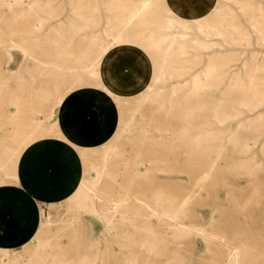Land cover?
<instances>
[{
	"label": "rangeland",
	"instance_id": "obj_1",
	"mask_svg": "<svg viewBox=\"0 0 264 264\" xmlns=\"http://www.w3.org/2000/svg\"><path fill=\"white\" fill-rule=\"evenodd\" d=\"M93 1L19 0L16 4L14 0H0V70H5L0 74V86L7 79L5 75L10 73L11 77L9 86L3 91L5 94L0 96V184L16 179L17 163L30 143L56 135L78 151L83 170L79 173L80 179L84 177L83 180L89 181L100 176L102 192L124 194L130 189L146 195H174L172 202H180L193 188L191 180L195 175H205L209 168L207 159L194 153L183 141L181 132L187 128L189 139L201 135L208 138L205 144L211 156L216 154L220 140L226 143L211 176L203 186L195 188L197 195L186 206L187 217L196 225H204L231 240L247 242L264 255V0H183L181 6H168L164 12L166 23L154 21L147 29L152 30L156 42L165 45L166 50L160 52L156 63L152 58L149 63L145 60L155 57L151 51H142V46L151 43L147 39H134L137 30L133 25L122 26L125 35L113 32L121 16L118 12L140 13L153 0H127L128 10L112 8L115 13H110L108 6L117 0H95L98 4ZM29 7L33 10L31 14L37 15L26 17L24 21L12 20L15 14L25 13ZM173 8L178 11L173 13ZM78 11L87 15L85 24ZM178 12L182 17L175 15ZM42 13L57 17L49 19L50 22L39 30L36 27L38 20H43ZM214 13L221 17L222 23L215 21ZM110 22L114 24L109 26ZM8 26L26 37L35 31L32 42L37 41V46L4 35ZM93 30L98 32L92 34ZM119 43L127 48L124 51L128 55L142 53L140 65L147 68L148 76L132 69L122 77L119 66L113 67L114 70L106 66L105 62L114 57L118 56L120 63L126 58L118 50ZM88 50L89 58L83 63L90 65L97 61L98 72L94 73L99 77L102 74L104 80L80 65L79 53ZM164 53L170 54L167 71L177 67L180 75L160 76ZM53 67L60 71L61 77H66L70 69H75L79 75L69 78L65 85L60 84L58 92L53 89L54 82L49 75H39L36 86L59 93L53 97L39 96L42 93L37 88L34 92L28 88L18 91L21 79L29 82L34 71ZM213 67L215 77L208 85L206 77ZM108 70L111 73H107ZM108 74L117 77L118 85L108 88ZM71 76L74 75L69 74ZM204 83L207 85L194 94L197 84ZM252 86L259 87L258 92L255 93ZM92 91L106 92L101 93L100 98L105 100L107 107H103L99 94L94 97ZM142 93L151 96L138 104ZM198 95L201 97L197 98ZM201 105L203 113L195 110L191 120L181 119L180 114L188 110L185 106ZM92 108L97 109L94 114L100 130L110 125L94 144L88 140L86 143L84 136L87 131L90 133V128L78 126L80 132L67 126V118H93ZM217 111L228 114V118L217 121ZM106 112L109 118L104 125L99 116ZM63 113L66 116L59 120ZM108 148L112 153L109 165L104 173H99L102 155ZM135 168L141 172L134 173ZM62 200L53 206L55 215L49 214L48 220L42 221L36 237L21 249L10 252L0 264L15 261L21 264H82L84 259L88 264H122L129 258L137 261L133 264H165L169 261L165 253L172 256L171 264H224V248L209 244L194 232L169 235L170 242L151 253L150 246L142 245L147 240V227L153 224L150 218L131 214V224H124L120 216L113 217L112 225L116 228L108 229L107 220L89 209V205L79 202L73 195ZM45 209L48 210L47 205H43L42 211ZM211 221L215 223L213 226L209 224ZM159 229L164 231L165 225L161 224ZM171 251L177 254L173 257ZM250 264H264V259Z\"/></svg>",
	"mask_w": 264,
	"mask_h": 264
},
{
	"label": "bare ground",
	"instance_id": "obj_2",
	"mask_svg": "<svg viewBox=\"0 0 264 264\" xmlns=\"http://www.w3.org/2000/svg\"><path fill=\"white\" fill-rule=\"evenodd\" d=\"M13 1V0H12ZM24 2H26V0H23ZM78 1V0H77ZM83 1V0H82ZM91 1V0H90ZM108 1V0H107ZM154 2L150 5H147V7L145 9H143V11H141L140 13H135V12H132V13H128V14H123L122 12H118V13H121L120 17H119V21L116 22V26L113 27V32H117L118 34H121L123 33L122 30H124V26L126 25H133V29H136V37H133L134 39L136 40H149L150 41V45L148 46H142V51L143 52H147V51H151L153 53V55H155V57H147L145 60L148 61V63L150 62V59L152 58L155 63L157 61V59L159 58L160 56V52L162 53V51H164L165 49V45L163 46L162 44L156 42V37H154V35L151 33V31L147 30L148 27L150 28V24L154 21H158V22H165V18L167 17L165 15V10H168L166 9L168 6H172V7H178V6H181L183 0H153ZM208 1V0H207ZM216 1V0H215ZM14 2H17L16 4H18L19 0H14ZM71 2V1H70ZM76 2V0H75ZM80 2V1H79ZM95 3V0L93 1ZM100 2V1H98ZM144 2V1H143ZM196 2V1H194ZM218 2V1H217ZM78 3V2H76ZM101 3V2H100ZM112 3V2H111ZM142 3V2H141ZM201 3V2H200ZM209 2H207L208 4ZM21 4V2H20ZM30 4V3H29ZM80 4L83 5V3L81 2ZM91 4V3H90ZM95 4H98V3H95ZM143 4V3H142ZM28 5V4H27ZM35 4H32V7L34 6ZM213 5V4H212ZM215 5V3H214ZM37 6V5H36ZM41 5H39L40 7ZM44 6V5H43ZM87 6L89 7V5L87 4ZM94 6V5H93ZM110 6V7H109ZM108 6V9L110 8V10L112 8H115L117 9L116 11H119L120 9H127L129 8V5H128V2L127 0H117V2L115 1V3H112V4H109ZM210 6V5H209ZM32 7L28 10H26L27 12H23V13H20V14H15L14 17H13V21H16V22H19V21H24L26 19V17L30 18L31 16H35L37 14H31V12L33 11L32 10ZM35 7V6H34ZM38 7V6H37ZM38 7V8H39ZM86 7V6H85ZM92 7V6H91ZM27 8V7H26ZM80 8V7H79ZM93 8V7H92ZM119 8V9H118ZM181 8V7H180ZM197 8V7H196ZM214 8V7H213ZM44 9V8H43ZM78 9V8H77ZM82 9V8H81ZM87 9V8H86ZM107 9V10H108ZM201 9V8H200ZM210 9V8H208ZM212 9V8H211ZM39 10V9H38ZM37 10V11H38ZM99 10V9H98ZM106 10V9H105ZM114 10V9H113ZM182 10V9H181ZM213 10V9H212ZM211 10V11H212ZM216 10V9H215ZM43 11V10H42ZM45 11V10H44ZM43 11V12H44ZM88 11V10H86ZM97 11V10H96ZM109 11V10H108ZM115 11V12H116ZM122 11V10H121ZM173 13L177 12L178 10L176 8H173ZM194 11V10H193ZM39 12H41L39 10ZM73 12V10L71 11ZM76 12V11H75ZM75 12H73L72 14L76 15ZM79 14L81 15L82 17V22H84L85 24V21H86V18H87V15H85L83 12H80L78 11ZM110 13L111 12H114V11H109ZM114 12V13H115ZM128 12V11H127ZM126 12V13H127ZM199 12V11H197ZM259 12V11H258ZM109 13V14H110ZM43 14V13H42ZM78 14V13H77ZM105 14V13H104ZM167 14V13H166ZM192 14V13H191ZM256 14V13H255ZM106 15V14H105ZM117 15V14H115ZM168 15V14H167ZM174 15V14H173ZM177 17L179 15V17H182L180 16V13L178 12L177 14H175ZM213 15V14H212ZM216 14L214 13V16ZM222 15V14H221ZM232 15V14H231ZM43 20H38L37 24L38 26L36 27V29H39L41 28L43 25L49 23L50 21H48L49 19H53L57 16L55 15H46V14H43V15H40ZM166 16V17H165ZM171 16V14H170ZM192 16V15H191ZM77 17V16H76ZM109 17V16H108ZM114 17V16H113ZM217 18L218 15H216ZM224 17V16H223ZM222 17V18H223ZM80 18V17H79ZM110 18V17H109ZM112 18V16H111ZM215 21H217L218 23L221 22L222 23V20H221V17L219 19H217ZM77 20V18H75ZM96 19V18H94ZM118 19V18H117ZM179 19V18H178ZM226 20V18H224ZM61 20V19H60ZM75 20V21H76ZM112 20V19H111ZM116 20V19H115ZM114 21V20H113ZM181 21V20H180ZM214 21V22H215ZM227 22V21H226ZM229 22V21H228ZM69 23V22H68ZM87 23V22H86ZM166 23V22H165ZM171 23V21H170ZM195 23V22H194ZM220 23V24H221ZM52 25V22L50 23ZM72 24V22H71ZM77 24V22H76ZM79 24V22H78ZM89 24V23H87ZM94 24H96V22H94ZM111 24L113 25V23L110 22L109 26H111ZM172 24V23H171ZM199 24V23H198ZM219 24V26H220ZM224 24V23H223ZM73 25V24H72ZM91 25V23H90ZM225 25V24H224ZM49 26V25H48ZM47 26V27H48ZM80 26V25H79ZM86 26V25H85ZM95 26V25H94ZM123 26V27H122ZM161 26V25H160ZM164 26V25H163ZM217 26V25H216ZM215 26V27H216ZM217 26V27H219ZM81 28H83L84 26L81 25L80 26ZM79 27V28H80ZM120 27V28H119ZM162 27V26H161ZM213 27V26H212ZM76 28V27H75ZM98 28V27H97ZM110 28V27H109ZM129 28V27H128ZM224 28V27H223ZM231 28V27H230ZM93 29V28H92ZM99 29V28H98ZM157 29L159 30V27H157ZM186 29V28H185ZM216 29V28H214ZM232 29V28H231ZM40 30V29H39ZM47 30V29H46ZM72 30V29H71ZM83 30V29H81ZM107 30V29H106ZM112 30V27L111 29ZM191 30V29H190ZM208 30V29H207ZM236 30V29H234ZM48 31V30H47ZM74 31V30H73ZM86 31V30H85ZM84 31V32H85ZM163 31V30H162ZM218 31V30H217ZM3 32V31H2ZM34 32L33 31L31 33V35H28V37L26 36H22V35H18L17 34V31L13 28V27H10L8 26L7 27V32L6 36L10 37L11 39H17V38H20L21 40H27L30 41L31 43H33L34 46H37V41L36 42H32V39L34 38ZM88 32V31H87ZM98 32L97 30H93L92 34ZM109 32V31H108ZM154 32V31H153ZM168 32V31H167ZM191 32V31H190ZM239 32V31H238ZM19 33V31H18ZM73 33V32H72ZM90 33V32H89ZM107 33V32H106ZM192 33V32H191ZM65 34V33H64ZM108 34V33H107ZM116 34V33H114ZM125 35V33H123ZM156 34V33H155ZM162 34V33H161ZM164 34V33H163ZM203 34V33H202ZM39 36V35H37ZM86 36V35H85ZM241 36V35H240ZM89 37V36H88ZM113 37V36H112ZM171 37V36H170ZM121 38H124V37H121ZM120 38V39H121ZM128 38V37H127ZM126 38V39H127ZM161 38V37H159ZM181 38V37H180ZM173 40V39H172ZM34 41V40H33ZM178 41V40H177ZM96 42H97V38H95V43H94V46H96ZM167 42V41H166ZM133 43V42H132ZM127 44V43H126ZM130 44V43H128ZM172 45V44H171ZM193 45V44H192ZM125 46V45H124ZM133 47V46H132ZM206 47V46H205ZM109 48V47H108ZM129 48V46H128ZM167 48V46H166ZM78 49V48H77ZM82 49V48H81ZM110 49V48H109ZM124 49H127V48H123V46L121 45V43L118 44V50L120 51V53L122 54L121 56H127L128 55V52L126 53L124 51ZM24 50H25V53L26 54H29L28 51L26 50V48L24 47ZM69 50V49H68ZM80 50V49H79ZM96 50V49H95ZM102 50V48H101ZM107 50V49H106ZM166 50V49H165ZM170 51V48L168 49ZM167 50V52H168ZM180 49H178L179 51ZM91 51V50H90ZM88 52L89 50L85 53V51L83 52H80L79 55H78V60L79 62H82L80 63V65L84 66L85 68L84 69H89L91 70V72L93 71L94 72H98V64H97V61H93L90 65L86 64V63H83V60L86 61L87 58H89L88 56ZM94 47H93V53H94ZM110 52H111V49H110ZM113 52V51H112ZM171 52V51H170ZM174 52V51H173ZM172 52V53H173ZM70 53V52H69ZM98 53V52H97ZM103 53V52H102ZM137 53V55H141L140 53L138 52H135ZM134 53V54H135ZM169 53V52H168ZM72 54V53H71ZM167 53H164L163 54V62L162 65H161V73H160V76L162 77H166L168 75V73L170 74V76H177V74L180 75L181 71H179L177 69V67H172L171 68V71H167V68L170 67V63H169V55L168 57H166ZM190 54V53H188ZM74 55V54H73ZM130 55V54H129ZM128 55V56H129ZM174 55V54H173ZM172 55V56H173ZM162 56V54H161ZM180 55L176 56V57H179ZM73 57V56H72ZM175 57V56H174ZM182 57V56H181ZM129 58V57H128ZM161 59V57H160ZM184 59V58H183ZM107 60V59H106ZM111 60V59H110ZM172 60V58H171ZM197 60V58H196ZM89 61V60H88ZM177 61V60H175ZM174 61H172L173 63ZM119 63H120V59L117 57H114L113 60L111 61H107L105 62L106 66L108 67L110 65L109 68H118L119 66ZM183 63V62H182ZM192 63V62H191ZM146 66H147V63L145 62ZM144 64V65H145ZM102 65V64H101ZM169 65V66H168ZM103 66V65H102ZM173 66V65H171ZM184 66V65H183ZM104 67V66H103ZM113 68V70H114ZM120 69V68H119ZM146 69V68H145ZM154 69V68H153ZM7 70V69H6ZM103 70V69H102ZM110 70V69H109ZM107 71V73H111L110 71ZM170 70V69H168ZM5 71V70H4ZM3 69L0 70V74H3L4 73ZM150 71V70H148ZM261 71V70H260ZM34 73L31 74V78L29 80V82L25 81L24 79H21L20 80V83L17 85V88H18V91L20 90H23V89H29L30 91L34 92L35 88H37L42 94H38L39 96H42V97H50V96H56L58 95L59 93H53L50 89H46V88H39L38 86H36V82H37V77L39 75H49L51 78H52V81L54 82V88L53 89H56L55 92H58L59 89H60V84H63L64 85L66 83H68L70 80L69 78H75V77H78L79 75V72L78 73H75L76 70L75 69H70L69 71H67L66 73V77H61V73L58 69H55V67H53L52 69L48 70L46 68L42 69V70H37V71H34ZM87 72V71H86ZM180 72V73H179ZM40 73V74H39ZM90 73V72H89ZM218 73H221L218 71ZM69 74H72L74 76H71L69 77ZM96 76H98L96 73H94ZM256 74V73H254ZM9 76V77H7ZM5 77L7 78L6 81L3 83L4 85L0 86V96L4 95L3 94V91L6 89L7 86H9V80H10V73L5 75ZM104 76H102V74H100V77L98 76L99 79H102L104 80L103 78ZM215 77V68L213 67L212 69H209V72L207 74V77H206V81L207 84L209 83L210 79L211 78H214ZM223 78V77H222ZM222 78L220 80H222ZM106 79H107V86L108 88H111V87H114L116 85H118V81H116L117 77L114 75V74H108V76H106ZM133 80V79H132ZM139 80V79H138ZM137 80V81H138ZM158 80V79H157ZM136 81V82H137ZM214 81V80H213ZM234 81V80H233ZM219 82V81H217ZM224 82V81H223ZM232 82V81H231ZM202 83V82H201ZM206 83L204 84H197V87H196V93L194 94H198L199 93V88L202 87L203 85H205ZM206 84V85H207ZM220 85L222 83H219ZM235 84V83H234ZM253 84V83H251ZM261 84V83H260ZM209 85V84H208ZM242 85V83H241ZM240 86V85H238ZM122 87V86H121ZM204 87V86H203ZM212 87V86H211ZM216 87V86H215ZM221 87V86H219ZM242 87V86H241ZM253 87V86H252ZM62 88V87H61ZM118 88V87H117ZM195 88V87H194ZM254 89H252L255 93L258 92V88L259 87H253ZM114 89V88H112ZM217 89V88H216ZM221 89V88H220ZM215 90V89H214ZM240 90H243L245 91V89H241ZM26 91V90H23V92ZM144 91L146 92V90L144 89ZM148 91V90H147ZM151 91V90H150ZM193 91V90H192ZM125 92V91H124ZM214 92V91H213ZM219 92V91H218ZM253 92V93H254ZM201 93V91H200ZM209 93V92H208ZM252 93V95H254ZM261 93V92H259ZM67 94V93H66ZM192 94V93H191ZM240 94V93H239ZM242 94H244L242 92ZM249 94V93H248ZM36 95V94H34ZM257 95V94H256ZM150 94L149 93H142L140 95V97L138 98L139 99V103H142L144 102L145 100H147L148 98H150ZM215 96V95H214ZM240 96V95H239ZM255 96V95H254ZM260 96V95H259ZM264 96V95H263ZM201 97V95H198L197 98ZM247 98V97H246ZM261 98V97H260ZM191 99V98H190ZM194 99V98H193ZM185 100V99H184ZM200 100V99H199ZM192 101V100H191ZM190 101V103H191ZM68 103V102H67ZM236 105V104H235ZM68 106H69V103H68ZM139 107V106H138ZM188 110L187 112H184L182 114H180V117L182 120H186L189 121L191 120L192 116H193V113L195 112V110H199L201 113L202 110H203V106H191V107H188V106H185ZM242 107V106H241ZM184 108V107H182ZM94 111L97 110L96 108H93ZM185 110V109H184ZM102 112H105V111H102ZM68 113V112H67ZM101 113V111H100ZM105 114V113H104ZM108 113L106 112V115L104 116H99L100 118V121L102 122V124L105 125V123L107 122V118H109V116L107 115ZM136 115V114H134ZM199 115V114H197ZM66 116V113H63L60 115L59 117V120H62L63 117ZM113 117V116H112ZM194 117V116H193ZM215 117L217 118V121L219 122H222L224 121L226 118H228V114H225V113H220V112H216L215 113ZM103 125V127H104ZM182 136H183V141L191 148H193L192 150L194 151V153H197L198 155L200 156H203L207 159L208 163H209V168L205 171V175H202L200 176L199 174L195 175V177L191 180V184L192 182H194L193 185V188L189 191V192H186L182 198V200L180 202H172V198L173 196H164L160 193H157V194H153V195H146V194H142V193H138L136 192L135 190H127L124 194H114V193H108L107 191L105 192H102V190L100 189L99 187V182H100V176H96V177H93V179L91 180H83L84 177L82 178V180L80 179L78 185H76L77 187L74 189V191L72 192L71 195H73L74 197H76L79 202L81 201V203L83 204H86V205H89V209H91L94 213H97L98 215L102 216V218L106 219L107 220V228L108 229H112V228H116L114 227L115 225H112V220L114 219L113 217H118L120 216V221H122L124 224H131L130 221V217H131V214L134 215V214H140V215H143L145 217H148L150 218L152 221H153V224L149 225V227H147V235H146V239L145 242L142 243L143 246L147 245V246H150V249L149 252L153 253L155 251V249H157L158 247H163L165 245H167L168 243L167 242H170L168 241L170 238H169V235H175L177 236L178 234L179 235H185V234H188V233H195V234H198L200 236H202L204 239L207 240V242L209 244H213L215 246H219V247H222L224 248L223 249V255H224V260H223V263L224 264H250V263H260L261 260L264 259V255L262 253H260L259 251H257L256 249H254V247L252 245H250L249 243L247 242H243V241H240V242H236L235 240H231L230 238H228L225 234H222V233H218L216 231H214L213 229H209L208 227L206 226H198L196 225L195 223H193L190 219V217L188 218L187 216V210H186V206L189 204V201L190 199H193V197H195V195H197V192L195 190V188L197 186H199V188L201 186H203L206 182V180L211 176L214 168L217 166L216 164H218L219 162V158H221V153L224 152L223 150H225V146H226V143L223 141V140H220L218 146H217V149H216V154L214 156H211V152L209 150V148L207 147V145L205 144V142H208V138H206L204 135H201L199 137H195V138H187L186 136L189 135V130L187 128H185L182 132ZM210 139V138H209ZM229 140V139H228ZM233 141V140H232ZM261 141V140H259ZM238 145V144H237ZM242 145V144H241ZM236 146V144H235ZM233 146V147H235ZM241 147V146H240ZM188 148V147H187ZM228 148V147H227ZM111 150H109V148L107 149V151L102 155V162H101V166H100V169L98 170L99 173H104L106 171V167L107 165H109V160L111 158ZM113 151V150H112ZM195 154V155H197ZM221 156V157H220ZM260 167V166H259ZM133 171H135L134 173H138L140 170L138 169H134ZM175 171V170H173ZM184 171V170H183ZM141 172V171H140ZM188 172V171H186ZM136 177H139V176H136ZM133 181H136V178H132ZM161 178H159L160 180ZM166 178H162L161 180H165ZM176 182V181H175ZM77 183V182H75ZM174 183V182H173ZM190 185V186H192ZM74 186V185H73ZM182 188V187H181ZM151 199V200H149ZM164 199L166 200V202L164 201ZM165 202V203H164ZM114 223V221H113ZM163 224L165 225V230H161L159 229L160 225ZM209 224L211 226H213L214 224L211 222H209ZM124 226V225H123ZM130 226V225H129ZM128 227V226H127ZM127 230V229H126ZM123 231V229H122ZM125 232V231H124ZM129 232V231H128ZM127 232V233H128ZM129 235V234H128ZM170 253H173V257L175 256V254H177V252L175 253V251H171ZM167 254L169 253H165V257H167V259H169V261H167L165 264H171L173 259H170L172 258V256H168ZM125 257V256H124ZM81 259V257H80ZM90 259V258H89ZM83 260V259H81ZM94 260V259H93ZM81 262V261H80ZM133 263H137V261L135 259H131L129 258V261L128 260H123L122 264H133ZM142 263V262H141ZM13 264H21L19 261H15ZM82 264H88L86 263L85 259L84 261H82Z\"/></svg>",
	"mask_w": 264,
	"mask_h": 264
},
{
	"label": "crops",
	"instance_id": "obj_3",
	"mask_svg": "<svg viewBox=\"0 0 264 264\" xmlns=\"http://www.w3.org/2000/svg\"><path fill=\"white\" fill-rule=\"evenodd\" d=\"M142 62L143 56L137 53L126 56L119 65L122 77H126L132 69L148 76L147 68L140 65ZM92 93L94 97L98 93L100 98V94L106 92ZM100 100L103 107H107L105 100ZM67 126L80 132L78 126L90 128V133H83L86 143L94 144L99 142L110 125L100 130L93 110V118H67ZM81 171L78 151L56 135L37 139L24 149L17 163L16 179L0 184V261L6 260L10 252L21 249L32 241L33 236L36 237L42 221H47L49 214L55 215L54 204L68 199L77 187ZM43 205H47L48 210L42 211Z\"/></svg>",
	"mask_w": 264,
	"mask_h": 264
}]
</instances>
